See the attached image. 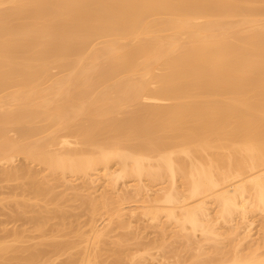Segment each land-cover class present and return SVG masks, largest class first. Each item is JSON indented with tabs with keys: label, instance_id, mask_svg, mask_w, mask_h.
Instances as JSON below:
<instances>
[{
	"label": "bare ground",
	"instance_id": "6f19581e",
	"mask_svg": "<svg viewBox=\"0 0 264 264\" xmlns=\"http://www.w3.org/2000/svg\"><path fill=\"white\" fill-rule=\"evenodd\" d=\"M14 160L22 162L13 166ZM5 165L1 177L17 181L10 191L22 196L20 204L41 202L29 222L42 246L50 219L60 221L46 228L53 238L67 224L57 214L65 197L53 189L70 185V177L86 178V186L103 179L100 201L88 198L89 208L91 215L101 207L107 213L99 224L90 218L79 235L85 243L79 264H90L108 227L131 214L112 206L127 177L136 181L133 195L148 198L139 214L150 221L163 214L176 228L190 229L183 235L188 243L195 231L213 241L218 221L234 214L241 223L250 212L264 215V0H0ZM146 178L168 185L150 198ZM253 222L246 221L234 246L250 236ZM19 231H6L5 239L16 241ZM53 242L44 251L55 260L68 247ZM234 246L229 259L224 252L202 261L198 250L190 263L264 264V255L248 248L255 246L245 256ZM35 248L12 262L40 264ZM72 260L65 264L77 263Z\"/></svg>",
	"mask_w": 264,
	"mask_h": 264
},
{
	"label": "rangeland",
	"instance_id": "374dc122",
	"mask_svg": "<svg viewBox=\"0 0 264 264\" xmlns=\"http://www.w3.org/2000/svg\"><path fill=\"white\" fill-rule=\"evenodd\" d=\"M52 71H54V70H52ZM16 160H14L15 162H13V164L11 163L13 166L15 165L14 163H16L18 165L19 163L22 162V161L18 162ZM19 160H21V159L19 158ZM5 166L4 167L0 166V171H1L0 172V180L2 179V181H0V236L3 237L6 234V231H7V234L8 233L10 234V231L12 232V230H13V232H15V231L17 232L20 230L22 234L19 231L18 233L21 234V236L18 234L16 236L17 238L16 239L14 238L16 241H13V242H11L10 240L13 239V237H15L14 235L11 238L9 236L8 239H5L7 235H5L3 237V239L0 238V246L1 245L9 246L10 244H12V245H10V248L14 249V250L11 249V250H13V251H11L8 248L10 250V252H8L9 250L8 251L6 250V252H3V254L6 253V255H4V256H3L2 252H0V256H1L0 258L3 260L7 256L5 261H4V263L7 261L6 264L11 263L13 261V259H14V261L19 260L21 262L22 258H28L29 257L30 253L28 254L27 252L37 251L35 247H38L37 249H38L39 253L41 254V255H39L41 258L38 257L37 259L38 260L40 259V264L45 263V262H42V260L45 258V256H46V258H45L46 260L44 259L43 261H46L48 263H49L48 259H50V261H51V259H52V261H54V262L51 261V263H49V264H61V263L65 264L66 262H69L72 259H73L72 262L73 261L77 262L76 260H78L79 257L82 255L80 252H82L83 247L85 246V243L80 242L79 237H81V236H79V235L81 233L86 234V231L88 230V225L90 223V220L93 219V216H94L93 220H95L96 224H99L100 220L102 219L101 217H103L104 215H106L105 213H107L106 212L107 209L101 207L96 211L97 213L95 212L96 213L95 215L94 214L91 215L90 214L91 210L89 208L92 206V205L91 206L89 205L90 204L89 200L91 199V197H92L91 201H97V202L100 201L99 196L102 195V189L103 188L101 185L103 183L102 182L103 179L102 178L96 179V182L95 181H94L95 183L93 182L94 184L92 183L91 185H87L88 186L87 187L86 184L89 181L87 180L86 182H84L86 180V178L83 180V178H81V177L80 178L79 177H73V178L70 177V179H71V182L69 183L70 185H68L67 187L66 186L63 187V185H61V186L59 185V187L57 186L56 188L53 189L54 190L53 192H56V193H54L55 195H57L59 193V195H61V197L62 196L65 197L63 199L61 198L62 199L61 200L62 201L61 202L62 208L60 210H62V211L58 212L57 214H61V213L64 214L66 216L64 223H67V224H66V227L64 229L54 230L53 235H55L56 237L53 238L49 234V232H50L49 229L47 230L46 228L47 227L50 228V226H49L50 224L52 225V223H58L60 221L57 217L50 219V221H48L49 224L47 223L48 225H46V227H45V230H46V232L48 231V234L44 235V237L42 236L43 240H41L42 243H44L43 245H45V246H42V245H40L41 242L39 243L41 236H40L39 232L37 230H35L36 224L34 225V222L33 223L29 222V221H32V215L35 216V214H33V213H36V211L32 212V210H34V209L36 210L37 205H40L41 202L31 200V201L27 202V205L30 203L31 206L28 205L27 208H26L27 205H25V207H24V205L22 206L20 204V202H22L21 201L22 196L20 198L19 194L13 195V193H11L13 190L10 191L11 187H12V189H14L13 187H14V185H16L17 181L13 182L10 180L9 181L4 180L5 177H3L2 170L7 168V165H5ZM123 180L124 181L122 183H119V191L114 192V193H116L115 195H116V197H118V199H117V203H115V205H112V206H116V204H118L120 207L124 208L125 212L128 210H131V214L133 211V214H135V215L132 214L133 217L131 218V216H132L131 214L129 216L126 215L128 212H130V211H128L125 214L126 216L124 215L122 221H124V219H125V220L130 221V222L127 223V221L126 222L121 221L122 223L118 222V224L116 223V221H113L115 223L112 222L113 223V224H111L112 226L110 225V227H108L109 230L107 229L109 232L108 237L101 238V241L99 240V242L96 243V245H98V246H96V245L94 246L93 253L95 254L94 256L96 258L92 255L90 259H93L94 263H93V260H91L90 264H191L192 261H194V259H195V255H197L196 253H199V251H201L202 253H200L198 255H202V256H200V258L201 257L204 258L205 259L204 261H206L207 259L208 260H211V259L216 260V259L221 258L222 256H225V254H226L225 258L229 259L230 257H228V256L229 255L232 256V253H234V251L231 249L234 246V244H232V243H234V242L236 243L237 242L236 237H238V235L240 237L243 234V232L247 229V227L245 226L247 220H252L255 222V224H252V226H251L252 230L250 231V236L248 238H246L245 241L243 240L244 242L242 241L241 245L240 244L238 245L240 247H238L236 245V246H234V248L238 247L237 250L239 251V253H241V255H243L244 253L248 255L250 253V251H249V253L246 252V249L248 251V248H249V250L251 248L252 249L255 248V250H253V251H255V252L257 251L256 252L257 254L260 253V255H262V254L264 255V232H262V230L264 231V229H262L263 228L262 224H263V220H264V215L260 214L259 212L248 213L249 216L248 215L246 216L247 218H246V221L244 222L245 224L241 223V221L243 222V220L240 221L241 218L237 214H234L233 218H230V220L232 219L231 222H230V220L227 221L228 223L218 221L220 224L217 223L215 225L216 228L214 227V229H217V230L216 231L214 230V231L215 232L218 231L219 236L215 235V237H218L217 239L213 235L211 237V238L214 237L213 238L215 240V241L213 240L214 242L208 241V239L206 240L207 237L209 238V235L207 236L205 234V236H206V238H205L204 234H200L201 233L200 231L199 232L195 231L193 233L191 232V234L194 236H191L190 238H188V236H187V239H191V243H188L190 241L186 242V240H185L186 238H184L185 236L183 237V235L187 234V232L189 233L190 229H189V231L187 229L185 231H183L184 229H180L178 227L181 231L177 230L178 228H176V227L178 225L176 226V224L173 221L171 222V220L169 221L167 218H166L167 219L166 220L164 217L165 215H163V214L159 215L158 219H156L157 221L156 220L150 221L147 219L148 218L147 216L144 217V216L140 215L139 213L141 212L142 200H146L148 198H145L144 196H134L133 195L132 186L136 183L134 178L127 177L126 179L124 178ZM161 180H162V182H161ZM161 180H159V182H161V183H158V181H157V183L154 182L155 184L154 183L149 184L148 182H145V181H148L147 178L145 180H142L143 183H145L146 185H148V184L150 185L149 190L151 189V192L148 193L150 198L154 196L155 192L159 191L158 189H161L162 187H166L167 182H165L163 179H161ZM165 180L167 181L166 178H165ZM176 181H177L176 184L178 186V189H180L182 187V186H180L181 181H179L178 178ZM83 185L86 186L85 188L87 190L84 189ZM149 185H148V187H149ZM90 190L93 192L91 194L93 196L90 195V197L89 196L84 197L83 195H86L87 193H89ZM106 190H108V189H106ZM106 190H105V192H106ZM181 190H183V188ZM91 191H90V193H91ZM15 192H16V190H15ZM103 192H104V190H103ZM109 193H110V191H109ZM112 195L115 197L114 194H112ZM88 198H90V199H88ZM94 198H96V199L99 198V199L96 200ZM91 204H92V202H91ZM51 206L52 205H50V206L48 205L47 207L51 208ZM31 208H33V209H31ZM25 210H26V213H24ZM27 210H29V212H27ZM20 211L23 212L22 214L24 215V217L29 216V218H30V215H31V219L26 217V218H24L26 220H24L23 217H21L23 215H21ZM212 212H213V210H212V206H211L210 214ZM50 213L51 212H49L48 215H50ZM36 215H37V213H36ZM212 215H213V213H212ZM126 217L127 218L130 217V218L127 219ZM248 217H250V218H248ZM15 218L17 219V221L15 220ZM90 218H92V219H90ZM12 219H13V221H12ZM14 221H16V222H14ZM224 223H226V224H224ZM235 226H237V230L235 229ZM231 227H233V229L236 232L238 231L239 233L238 232L236 233L235 231H233V233L235 235L233 233H230V232H232V230L230 231V229H232ZM46 232H44V233H46ZM220 232H222V233H220ZM51 235H52V233H51ZM18 236H19V238H18ZM55 240L58 242L63 241L62 242L63 244L66 242L65 247L67 246L68 249H67V251L63 250L62 252H59V254L60 253L61 254L58 255V257L56 254L55 260H53L54 253L49 254V252L46 253L44 250L47 251V249L45 247H48V244H52V242ZM233 240H235V241L232 242ZM45 243L47 244V246ZM53 243H55V242H53ZM71 243L73 244V246ZM226 243H228V244H226ZM229 243H231V244H229ZM228 245L230 247L232 245V247L229 248L230 250H228V247H229ZM248 245H253L255 247H251V246L248 247ZM198 246L200 248L203 247L206 250L205 252H207V253L205 255H203L204 249L202 248V250H203L202 251L198 248ZM258 246H259V248H258ZM25 247H27V248H25ZM28 247H30V248H28ZM69 247H71V248H69ZM256 248H257V250H256ZM21 249H23V250H21ZM28 249H33V250L29 251ZM215 249H217V251H215ZM220 249L222 251L223 250L224 251L222 252ZM17 250H18V252H17ZM24 250H27V251H24ZM235 250H236V248H235ZM19 251L20 252L24 251V252H22L20 254ZM42 251H44L45 256H43ZM215 252H217V253H215ZM220 252H222V253H220ZM224 252H225V254H224ZM239 253H238V255H239ZM245 254H244V256H245ZM8 255H11L12 258ZM21 255H23V256L28 255V256L23 257ZM51 255H53V257ZM15 257H16V259H15ZM49 257H51V258H49ZM7 258H8V260H7ZM198 258H199V256H198ZM10 259H12V260L10 261ZM67 259H69V260L66 261ZM2 260L0 262H2ZM198 260L196 259L195 262ZM202 261H203V259H202ZM78 262L76 264H79L81 261L79 263ZM195 262L193 264H195ZM36 263L39 264L37 261L34 264H36ZM11 264H16V262H12ZM45 264H47V263H45Z\"/></svg>",
	"mask_w": 264,
	"mask_h": 264
}]
</instances>
